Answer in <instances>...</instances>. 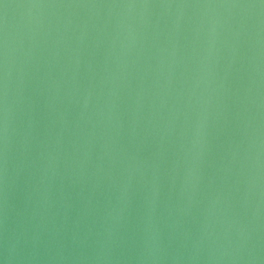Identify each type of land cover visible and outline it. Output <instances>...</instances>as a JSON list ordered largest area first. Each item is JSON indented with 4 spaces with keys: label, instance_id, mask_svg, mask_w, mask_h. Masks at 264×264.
I'll use <instances>...</instances> for the list:
<instances>
[{
    "label": "water",
    "instance_id": "water-1",
    "mask_svg": "<svg viewBox=\"0 0 264 264\" xmlns=\"http://www.w3.org/2000/svg\"><path fill=\"white\" fill-rule=\"evenodd\" d=\"M0 264H264V0H0Z\"/></svg>",
    "mask_w": 264,
    "mask_h": 264
}]
</instances>
